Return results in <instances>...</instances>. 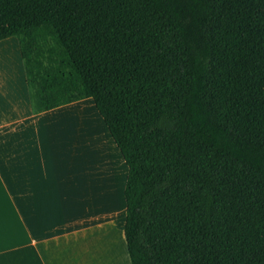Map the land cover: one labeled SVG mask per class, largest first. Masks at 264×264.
Here are the masks:
<instances>
[{
	"label": "trees",
	"instance_id": "trees-1",
	"mask_svg": "<svg viewBox=\"0 0 264 264\" xmlns=\"http://www.w3.org/2000/svg\"><path fill=\"white\" fill-rule=\"evenodd\" d=\"M11 37L34 114L92 98L131 264H264V0H0Z\"/></svg>",
	"mask_w": 264,
	"mask_h": 264
},
{
	"label": "crops",
	"instance_id": "crops-1",
	"mask_svg": "<svg viewBox=\"0 0 264 264\" xmlns=\"http://www.w3.org/2000/svg\"><path fill=\"white\" fill-rule=\"evenodd\" d=\"M127 173L92 98L34 114L17 39L0 41V264H131Z\"/></svg>",
	"mask_w": 264,
	"mask_h": 264
},
{
	"label": "rangeland",
	"instance_id": "rangeland-1",
	"mask_svg": "<svg viewBox=\"0 0 264 264\" xmlns=\"http://www.w3.org/2000/svg\"><path fill=\"white\" fill-rule=\"evenodd\" d=\"M88 112H89V114L91 116V120H92L91 122L94 125V128H95V131L97 133L98 139L101 142V145H102L101 148H102V150H103V148H105L109 152H112L113 150L111 149V145L109 143V140H108L107 134L105 132V129L103 128L100 120L97 118V116L92 111L91 106L88 107ZM104 158H106V155H104ZM103 160H105V159H103ZM113 194H114L115 198H117V194L118 193H113ZM118 236H119V234H117V238H118V241H119V237ZM115 241H116L117 248L119 250V246H118L117 240H115ZM2 243H3V241H0V244H2ZM8 245H12V244H8ZM6 247H8V246H6ZM3 249H4V247H0V251L3 250Z\"/></svg>",
	"mask_w": 264,
	"mask_h": 264
},
{
	"label": "bare ground",
	"instance_id": "bare-ground-1",
	"mask_svg": "<svg viewBox=\"0 0 264 264\" xmlns=\"http://www.w3.org/2000/svg\"><path fill=\"white\" fill-rule=\"evenodd\" d=\"M101 233H103V232H101ZM104 234H105V232H104ZM100 235H102V234H100ZM118 249V248H117ZM119 251V250H118Z\"/></svg>",
	"mask_w": 264,
	"mask_h": 264
}]
</instances>
